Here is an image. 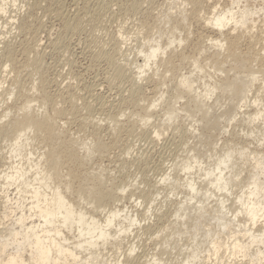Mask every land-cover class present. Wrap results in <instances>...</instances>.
<instances>
[{
	"label": "rangeland",
	"instance_id": "obj_1",
	"mask_svg": "<svg viewBox=\"0 0 264 264\" xmlns=\"http://www.w3.org/2000/svg\"><path fill=\"white\" fill-rule=\"evenodd\" d=\"M13 1H15L14 5L11 4ZM5 3L8 4L6 13L5 15H1L0 13V54H4L0 56V65L2 66V63L5 64L3 61L8 49L9 51L10 49L13 50L10 53L11 55L13 53L12 57H15V63L12 68L8 67L6 71H3L0 66V83L3 89V92H0V126L4 124L5 127L8 126L7 124L15 118L13 116L17 117L20 113L19 109L22 104H25L27 100H33V103L30 102L36 114L45 115L44 117L56 120L58 132L60 131L59 133L61 134L59 135V139H57L58 141H55V145L63 151L61 153H64L65 157L68 154V150L70 151L71 148L72 150L76 149L73 151L76 155L78 152L77 157L80 162L82 158L80 155L83 156L81 148L84 144L93 148L94 151L92 161L88 162L86 160L88 163L82 161L84 166L81 162L77 163L70 160L68 162L66 160L67 157L65 158L62 155L63 158L60 161L61 171L59 170L60 178H56L53 181L54 184L58 185V183H61V190L66 196L70 197V201H73L76 207L85 208V210L91 212L97 211V209L105 210L101 215L100 212L99 214L93 212L97 217L99 215L98 218H102L108 209H113L115 206L118 209L129 211L130 214L137 215L140 226L139 228L135 227L134 235L133 232L127 235L128 238L126 236L123 240L124 243H122L121 249L119 248L116 252L114 249L109 250L106 258L110 257V259H113L114 257L116 259L120 257L121 259L126 252V256L128 255L127 249L130 244L136 243L138 253L136 252L137 255L132 256V260L135 259L136 261V258L143 260L152 254L161 255L162 253L161 257L163 259L168 260V262L170 260L173 261L181 250L184 251V247H186L189 239L183 237V239H178V246H174L173 248V245L168 248L162 246L161 248L160 243L162 241L160 239L162 236H160V239H154L155 236L153 234L159 228L165 227L169 222L174 221L171 212L181 195L178 198L173 195L174 193H184V188H180L179 186V189L177 188L178 191H176L177 189L173 186L171 178L179 177L182 180L185 178L183 173L179 172L176 164L179 165L184 158H187L189 154L187 151L188 147L194 145V140H192V136L189 134L190 126H187L189 124L187 120L176 119L168 124V128L166 127L167 123H162V126L165 125L162 128L164 135L159 139L155 138L153 129L156 125L159 126L160 124L161 126L165 115L164 110H167L168 106H173L174 102L176 108L181 109L189 106L191 111L194 110L191 96L185 94L182 98L176 100L175 84L182 75L195 73L192 56L197 52L194 51L196 50L194 47L198 44L201 34L202 36L213 35L210 33L211 30L204 25V20L212 16V9H207L205 5L200 8L193 4L185 3L183 5L182 0H7V2L5 0ZM247 3V8L250 11H255L253 13L255 26L236 28L234 32L229 31V34L231 37H234L238 33L242 37L238 41V51L249 58V60L252 58L250 60L252 63L254 55L257 53L263 54L264 52L263 50L261 51V49H264V15L263 12L259 13L262 2L251 0ZM227 5L229 8L231 7L230 4ZM58 14L61 16H58ZM255 15L257 16L255 17ZM4 21H7L6 24ZM174 27L177 29L176 33L173 31ZM170 33L171 35H175L177 39L181 37L182 40H185L184 44H181L180 47L174 48L175 53L170 56L171 65L165 63V66H163L164 64L162 65L158 58L157 61H159H156V65L151 66L152 70L146 72V78L144 77L140 82L135 80L137 78L136 73H138L137 64H141L142 60L139 51L141 50L144 53L149 43L157 39H161L159 40L161 45H166L167 39H171ZM32 41L40 44V51H42L41 54L43 55V66L40 71H42V74L44 73V76L41 75L40 79L35 75L30 76L33 72L30 69L24 68L25 60L33 56V53L28 50L33 45ZM202 41V43H206L204 39ZM205 43L204 46H208L209 43ZM28 45H31V47L28 48ZM197 46L200 47V44ZM204 46L203 44L201 45V47ZM204 52L199 57V64L204 67V73L207 70L206 74L210 72L211 76H215L209 79L206 74H203L206 76L205 81L209 82L210 80V83H212L214 81L213 78L217 79L218 77L223 79L227 75L230 77L233 75V73L222 75L217 70L218 66V68L228 70L230 64L228 65V62L224 64L223 54L225 56V53H222V57H219L222 59L221 65L223 62L224 67L220 65V59H218L219 63L214 59V49L209 51L204 50ZM30 53L31 55L29 56L31 57L27 55ZM250 55L252 57H249ZM168 56L169 54L164 56L165 58L167 57L166 59L164 57L163 59L167 61ZM208 58L210 59L208 60ZM215 61L217 62L213 65ZM253 65H256L254 66L255 69L259 67L255 63ZM116 67H119L121 72H118L117 75L115 73L119 69ZM238 72L243 73V71ZM16 74H19V76L16 77ZM260 76L258 77L259 80L253 84L248 98L249 100L252 99L250 102L253 99L261 98V105L264 107V74H262V77ZM30 77L32 78L29 79ZM33 77H36L38 81L36 78L33 79ZM41 78H43L42 84H40L41 82L38 83L41 81ZM43 85L45 89H43ZM40 89L44 90L46 95L49 92L47 96L54 99L44 107H41L43 105H41L40 101L42 100L40 99L43 97V92ZM68 91L70 92L67 93ZM132 91L139 93L137 95ZM58 97L59 102H57ZM72 97L75 99L74 101H72ZM215 98L218 99L219 105L224 108L227 105L229 96L227 93L221 94L219 91H216L209 104ZM158 100L162 102H159L160 105H157ZM152 104L156 108H151L150 111L149 107ZM52 106H58L56 109L60 111L51 109ZM248 106V108L242 109V111L247 110L253 113L255 107L251 106V104ZM7 111H9L8 115ZM55 113L62 114L58 116ZM5 114L7 119L3 117ZM147 114H150L149 119L146 117ZM180 115L181 117L179 118H182L184 113H180ZM243 117L244 115L238 116V120L236 119L230 125L221 122V125H223L220 127H224L226 132L222 135H219L217 131L216 133L214 132L215 136H217L214 137L215 139L217 138L218 146L229 142L233 145L236 144L235 147L237 148L238 146L240 149L239 146L243 143L242 146L249 145L252 151L263 152L264 154V140L260 136L262 131L264 133V121H255L253 124H248L245 121L246 117H244L245 122L242 121ZM147 119L148 121H146ZM182 119H185V116ZM255 127V131L261 130V132L257 133L258 137L256 135L249 137V130ZM4 136H0V174L5 173L9 167L13 169V163H17L18 165L19 162V159H13V155H10V149L13 145L12 136L10 138ZM29 139L30 147H25L22 155L20 153L21 161H23L21 164L25 165L27 160L25 157H27L28 153H31L32 165L38 164L37 161L40 159L39 168L48 170L43 157L47 153V150H49V147L45 144L46 150L41 137L37 138V136L35 137V135L31 134ZM64 147H67V149ZM206 147L205 149L199 148L201 155L204 154L206 149H210V146L207 145ZM39 157H42V159ZM206 162L208 161L206 160ZM236 162L239 163L240 160L238 159ZM78 164L82 165V167L80 168ZM248 164L245 166L244 171L240 173V178L243 177L244 179L247 176L248 168L250 170ZM173 167H177V169ZM101 168L103 169L102 176L106 178L108 185L124 186L125 189L124 192H120L118 201H110L113 199L107 195L104 196L105 198L107 197L106 199L98 200V205L101 203L99 201L104 200L100 208L96 204L97 201L94 202L90 198V204L89 201L80 200L77 195L80 191L84 197L88 195L87 192L90 188H87L88 186L86 182L84 183V180L86 178L87 183L89 182L88 185L91 187L92 182L87 179L88 172H97ZM175 170H178V173ZM169 173L172 176L169 179L171 183L169 181L167 182L168 184L162 183L161 180ZM81 175L83 176L82 178ZM81 179H83L84 184ZM179 182L182 183V181ZM65 185H68V187L70 185L68 191L64 189ZM243 188V186H236L233 188V193L244 191L242 190ZM83 192L87 195H84ZM8 195L11 199L13 198L14 204L17 198L15 187L8 190ZM2 197L3 195L0 194L1 218L5 212H8V210L4 209ZM101 197L104 198L103 196ZM86 198V200H89V197ZM208 204L210 206L212 202L209 201ZM95 207L97 208L94 209ZM25 209L23 207V211L27 212ZM19 213L20 211H17L15 214ZM7 214L9 215V213ZM14 216L11 215L9 217L10 221L7 219V222L2 219L0 220L1 231H3L2 229L5 228V225H12ZM1 223H4V225ZM157 242L158 244H156ZM160 248L162 250L161 253ZM230 262L231 260H228L227 264H230ZM202 263L212 264L211 261L206 260ZM231 264L235 263L231 262Z\"/></svg>",
	"mask_w": 264,
	"mask_h": 264
},
{
	"label": "bare ground",
	"instance_id": "obj_2",
	"mask_svg": "<svg viewBox=\"0 0 264 264\" xmlns=\"http://www.w3.org/2000/svg\"><path fill=\"white\" fill-rule=\"evenodd\" d=\"M248 1L251 0H182L183 5H185V3L193 4L199 8L205 5L207 9H212V16L204 20V25L210 29V33L214 35L202 36L201 34L199 42L197 40L200 47L202 44L204 46L205 43H202V39L209 44L208 46L205 45L200 48L196 43L197 45L194 47V49L196 48L194 51L197 52L195 55L192 53V55H194L192 56V63L195 73L182 75L175 84L176 100L182 98L185 94L191 96L194 110L191 111L189 106L181 109L176 108L174 105L175 102L173 106L169 104L171 107L166 106L167 110H164L165 115L164 120L161 122V126L160 124L159 126L156 125L157 127L155 126L153 129L155 138L159 139L164 135V130L162 128L165 125L162 126V123H167L166 127L168 128V124L176 119H181L182 121L187 120V123H189L187 126H190L189 134L192 136V140H194V145L188 147L189 149L187 151L189 154L187 158H184L179 165L176 164L179 168V172L181 171L185 178L183 180L179 177L171 178V180H173L172 184L176 189L179 186L180 188H184V193H174L173 195L176 198L181 195L171 212L174 221L169 222L165 227L159 228L156 233L153 234L155 236L154 239H160V236H162L160 239L162 241H160L161 248L162 246L168 248L171 245H173V248L174 246H178V239H183V237H186V239L188 238L189 240L186 247H184V251L179 250L180 253H178L177 256L175 255L176 257L173 261L170 260L169 262L161 257V248V255L152 254L150 257L144 258L143 260L136 258L135 261V259L132 260V256L137 255L136 252L138 249L137 244L133 243L130 244V246L128 245L127 256L126 252L121 259L120 257L116 259L114 257L113 259H110V257L106 258L109 250L111 251L114 249L115 252L119 250L127 235L132 232L134 235L135 227L139 228L140 226L137 215H133V213L130 214L129 211L118 209L117 206H115L113 209H108L107 213L104 214L102 218H98L99 215L97 217L95 214H99L100 212L101 215L105 210L97 209V211L91 212L85 210V208L81 209V207H76L73 201H70V197L66 196L61 190V183L59 184L57 182L58 185H55L53 182L56 178H60V161L61 158H63L62 155H64V153H61L63 151L55 145V141H58L57 139H59V135L61 134L59 133L60 131L58 132V124L56 120L44 117V114H42L44 116L36 114L34 108L31 106L33 100H30L31 102L27 100L25 104L23 103L20 107V113L17 117L13 116L15 118H13L10 123L8 122V126L5 127V124L0 126V136L5 135L9 138L12 136L13 145L10 149V155H13V159H19L18 165L17 163H13V169L9 167L5 173L0 174V194L3 195L2 198L5 201H3L5 206L4 209H6V211L8 210L7 213H9L8 215L5 212L2 218L0 217V220L2 219L7 222V219H9L11 215H15L13 217V223L11 221L12 225H5V228L2 229L3 231L0 230V264H200L205 260L211 261L212 264H227L228 260H231V262L235 264H264V154L263 152L252 151L249 145L242 146L243 143L239 146L240 149L238 146L237 148L235 147L236 144L233 145L229 142H225L221 146H218L217 138L215 139V137H217L215 136L216 131L219 135L226 132L224 127H220L223 125H221V122L230 125L232 122L236 121L238 116L241 117V115L246 117L245 121H247L248 124H253L255 121H264V107L261 105L262 99H253V101L250 102L252 99L249 100L248 98L253 84L259 80L258 77L260 75V77H262V74H264V52L263 54L257 53L254 55L251 63L250 60L252 58L249 60V58L238 51V41L241 40L242 37H240L238 33L234 37H231L229 34V31L234 32L236 28L255 26L253 19V13H255V11H250V9L247 8ZM254 1L262 2L259 13L263 12L264 15V0ZM0 2V13L1 15H5L8 4L5 3V0H1ZM209 2L211 3L208 4ZM11 4L14 5L15 1ZM227 4H230L231 7L229 8ZM59 15L60 14H58V16ZM256 16L257 15H255V17ZM175 28L176 27H174L173 31L176 33L177 29ZM170 37L171 39H167L166 45H161L159 41L161 39H157L149 43L144 53L141 50L139 51L142 60L141 64H137L138 73H136L137 78L135 80L138 82L142 81L146 72L152 70L151 66L153 67L156 65L158 58L162 65L164 64L163 66H165V63L171 65L170 56L175 53L174 48L177 46L180 47L181 44H184L185 40H182L181 37L177 39L175 35H171V33ZM32 42L33 45L32 47L28 45V48L31 47L28 50L33 53V56H29L31 53L27 54L31 58L25 60L24 68L30 69L31 72H33V74L30 73L31 75L29 74L30 76L35 75L40 79V76L44 74L40 71L43 66V55L41 54L42 51H40V44L36 43V41ZM174 45L175 47H173ZM212 49H214V54L212 53L213 57H215L214 59L218 61L222 53H225V56L223 54L224 64H227V62L228 65L230 64L228 70L225 68H218V66L217 70L219 73L222 75L233 73V75L231 77L227 75L223 79L217 77L215 80L213 78L214 81L210 83V80L208 82L204 79L206 76L212 79L214 75L211 76L210 72L206 74L207 70H205L206 72L204 73V67L199 64V57L203 55L202 53H205L204 50L209 51ZM262 50L264 51V49H261V51ZM10 51L13 50L10 49ZM10 51L8 49V52H5L7 54L5 55L6 57L4 56L3 62H5V64L2 63V66L0 65L3 71H6L8 67L12 68L15 63V57H12L13 53L11 55ZM2 54H0V56ZM168 54L169 56L166 61L163 57ZM249 57L252 56L250 55ZM209 59L210 58H208V60ZM221 60L222 59H220V65ZM217 61H215L213 65H215ZM253 63L259 65V67L255 69L254 66L256 65H253ZM117 69H119V67ZM238 71H243V73ZM118 72L121 73L120 69L116 71L115 74L117 75ZM19 74H16V77H18ZM203 74H206V76ZM31 78L32 77L29 79ZM35 78L33 77V79ZM42 79L43 78H41V81L38 83L41 82L40 84H42ZM43 89H45L44 85ZM37 91L40 93L39 90ZM135 91L132 92L135 93ZM216 91H219L221 94L227 93L229 96L227 105L224 108L219 105L218 99L216 98L209 104V101ZM0 92H3L1 83ZM42 92L43 97L39 95L42 97L40 99L42 101L40 102L43 106L41 107H44L46 104L48 105V102L51 103L53 98L51 99L47 96L49 92H47V95L44 90H42ZM69 92L70 91L67 93ZM138 93L135 94L138 95ZM67 99L69 100V98ZM71 99L72 101L75 100L73 97ZM59 101L58 97L57 102ZM37 102L39 101L37 100ZM159 102L162 103L158 100L157 105H160ZM54 104L59 105L57 103ZM249 104L255 107L253 109L254 112L250 113V111L247 110L242 111V109L248 108ZM87 105L89 106V104ZM57 107L52 106L51 109L53 108L55 111H58V109H56ZM151 108L155 109L156 107L152 104L149 110ZM8 112L9 111H7V115ZM180 113H184L183 117L185 116V119H182L183 117L179 118L181 117ZM59 114L61 115L62 113ZM59 114L56 115L59 116ZM3 117L7 119L6 114ZM146 117L149 119L150 114H147ZM244 117L242 119L243 122H245ZM148 119L146 121H148ZM258 129L260 128L258 127ZM255 130L256 127L250 129L248 136H257V133L261 132V130ZM31 134L35 135V137L37 136V138L41 137L44 147L46 148V145L49 147V150L46 148L47 153H45L43 157L48 170L39 168V164L41 163L40 159V162L37 161L38 164L35 163V165H32L33 160L30 158L32 156L31 153H28L27 157H25V159H27L25 165L21 164L23 163V161H21L23 149H25V147H30L28 140H30L29 137ZM260 136L261 139L264 140L263 131ZM207 145L210 146V149H206L204 154L202 153L203 155H201V150L199 148L202 147L205 149ZM67 147L64 148L67 149ZM73 150L71 148L70 151H67L66 160L77 163L81 162V164L84 161L88 163L92 159L94 153L93 148L85 144L82 145L81 150L83 151V156L79 154L82 157L79 162L77 157L78 152L76 151V155ZM39 158L42 159V157ZM205 159L208 162H206ZM238 159L240 160L239 163L236 162ZM86 160L88 162H86ZM247 164L250 170L248 168L247 176L244 179L243 177L240 178V173L244 171ZM78 165L80 166V164ZM75 166L77 167V165ZM173 168L177 169V167ZM102 171L103 169L101 168V170L97 172L89 171L90 173L88 172V176L85 174L87 179L92 182V185L90 187L88 185L89 182L87 183L85 178L84 183L86 182L87 188L90 189L88 192L86 191L88 195L84 192L83 194L87 195L86 197H89V200H86L87 198L82 195L79 189L80 192H76H78L77 196L80 200L83 199L90 203L91 198L92 201H97V205L98 200L107 198L104 197L105 195L113 199L110 200L108 198L112 202L117 199L119 200L120 192H124L125 187H119V185L114 186L112 184L108 185L106 178L102 176ZM175 171L177 172L178 170ZM170 173L161 180L162 183H167L169 181L171 176ZM82 175L81 178L83 177ZM81 180L83 183V179ZM179 181H182V183ZM169 183H171V181H169ZM236 186H243L244 188L242 190L244 191L233 193V188ZM12 187H15L17 196L14 204L13 198L11 199L8 195V190ZM69 188L70 185L69 187L65 185L64 189L68 191ZM178 189L176 191H178ZM209 201L212 202L211 205H214V203L215 205L210 207L211 205L209 206L208 204ZM99 202L102 203L104 200ZM101 203L99 204L100 206L98 205L100 208ZM115 203L117 202L115 201ZM23 207L26 208L25 210L27 212L23 211ZM96 208L97 207L94 209ZM17 211H20V213L15 214ZM6 222L4 223L6 224ZM4 223L1 224L4 225ZM156 244H158V242Z\"/></svg>",
	"mask_w": 264,
	"mask_h": 264
}]
</instances>
